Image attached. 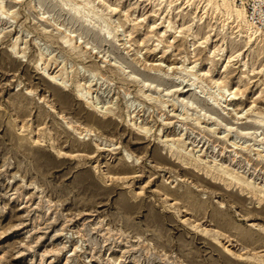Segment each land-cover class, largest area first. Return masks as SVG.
I'll use <instances>...</instances> for the list:
<instances>
[{
	"label": "rangeland",
	"instance_id": "obj_1",
	"mask_svg": "<svg viewBox=\"0 0 264 264\" xmlns=\"http://www.w3.org/2000/svg\"><path fill=\"white\" fill-rule=\"evenodd\" d=\"M86 1L95 14L0 0V264H257L224 247L264 259V202L204 172L227 166L264 190V36L206 0ZM172 139L203 165L182 168Z\"/></svg>",
	"mask_w": 264,
	"mask_h": 264
},
{
	"label": "bare ground",
	"instance_id": "obj_2",
	"mask_svg": "<svg viewBox=\"0 0 264 264\" xmlns=\"http://www.w3.org/2000/svg\"><path fill=\"white\" fill-rule=\"evenodd\" d=\"M206 1H207L208 5H213L215 7V10H217L219 14L222 13L224 15V17H226V21L227 20L230 21V19H232L238 26H241L243 29L242 33L245 35L247 34V36H249L250 40H252L256 36H264V32L259 31L258 29H256L253 26L254 22L250 19L249 13L247 12V9L245 10V8L238 6L232 0H206ZM85 3H86V5H85ZM87 6H90V7H87ZM81 7H84L86 9L88 15L95 14L94 8L92 7V5H90V2H87L86 0H80L79 2H76L75 0H73V8L76 11H79V9ZM6 13H9V12L7 10L6 5L3 4L0 6V15L3 16ZM104 23H107V22L104 21ZM258 26H256V27H258ZM258 28L260 29V26ZM61 39L70 51H74V52L77 51V48H78L76 46L77 40L73 36H71V34H69V33H65L64 35L62 34ZM17 43L18 42L16 41V43L14 44V49L16 50L15 53L25 55L27 46L20 49V46L18 47ZM39 65L42 66L41 70H43L44 73H47L53 80L61 81L62 84L65 83V86H67L66 85L67 82H70V80H67V78L70 76L69 75L70 72L68 71V68L66 65L61 67V69L59 71L55 72V70L60 66V64L58 65V59L57 58H55V57L48 58L45 55V53L42 52ZM53 72H55V73L53 74ZM192 75L194 77H197V74H192ZM72 81H73V79H72ZM215 83H217V82H215ZM86 85H87L86 83H82L79 80L77 81V89L76 90L78 92V96L80 98L84 97V98H86V100L93 99V92L86 90ZM140 91H143V89H141ZM226 91L228 92V90H226ZM142 93L145 96V92H142ZM219 96H220V99H218V100L220 101L223 98V94L219 93ZM146 97L151 99V100L156 99V97H153L150 94L146 95ZM211 97H213V96H211ZM153 98H155V99H153ZM214 98H215V96H214ZM91 106H93L96 110H100L101 108H104V106L100 107L96 103H93V105H91ZM172 106L175 107V104H172ZM106 110H109V112H112L111 110H113V109L107 108ZM129 116L131 117V114H129ZM131 119H132V117H131ZM258 122L263 123L264 121L259 120ZM262 123H260V124H262ZM198 124H199V122H198ZM132 125L135 126V123H133V121H132ZM137 128L140 132H143L146 134L151 132V128L146 127V126H138L137 125ZM64 129L66 130V132H70V133H71V131H76V132L80 131L79 133L81 134V136L84 132H86V130H84L85 128H83L79 125L72 124L70 122H66V128H64ZM36 135H38V134H36ZM86 136H87V134H86ZM51 140H54L52 147L57 152L58 156H65V158H67V157L71 158L72 157V154L69 155L68 153H63L62 150L59 149L60 147H59V145H56V140L53 139V137ZM169 140L170 139H165V141H167V142H169ZM33 141L35 144H42L41 142H43V140L40 138V136L35 137L33 139ZM176 142H178V144L182 143V146H181L182 148L178 147L176 145ZM95 144L97 145V147H100V144H98L97 141ZM105 146L110 147L111 145H105ZM185 146H186V142L184 139H172V144L170 145V153L172 154L171 156H174V153L176 151L178 152V150H180L178 152L177 159L180 160L179 162H180L182 168H186V169L200 168L203 165V162L201 160H199L197 157H194L192 155L191 151H188V148H186ZM128 157H130V156L128 155ZM128 157H127V159H129ZM258 158L261 160H264L263 151H258ZM164 159L167 160L168 158H164ZM212 168H213V166H211V168H206L204 174L206 176L205 178L211 180L210 182L214 183V185L216 187H221L220 185L227 187V186H232L234 184L235 186H238L241 190H244V191L247 190L250 193H255L253 191H257L258 193L255 194V197H257L259 202H264V190H262V188H260L259 186L255 185L253 182L249 181V179L244 174H242L239 171H236L232 168H229L227 166H222V165L219 166L217 169H214V170ZM124 170L126 172L128 171V169H124ZM109 180H111V179L109 178ZM178 213H179V211H178ZM216 237H218V236H216ZM216 239L219 240V238H216ZM218 242H220V241H218ZM251 243L252 242H247L246 245H250ZM224 248L228 251V254L233 256V258L235 257L238 260H248V262L251 261V262L257 263V264H264V259L262 258V256H258L256 253L255 254L253 253L252 255H249V254L235 255L236 253H233L230 249H228V247H224Z\"/></svg>",
	"mask_w": 264,
	"mask_h": 264
},
{
	"label": "built area",
	"instance_id": "obj_3",
	"mask_svg": "<svg viewBox=\"0 0 264 264\" xmlns=\"http://www.w3.org/2000/svg\"><path fill=\"white\" fill-rule=\"evenodd\" d=\"M239 6L247 9L255 26L264 30V0H239Z\"/></svg>",
	"mask_w": 264,
	"mask_h": 264
}]
</instances>
